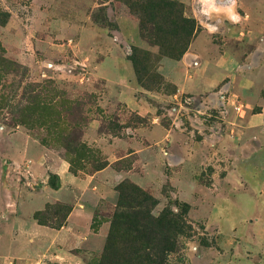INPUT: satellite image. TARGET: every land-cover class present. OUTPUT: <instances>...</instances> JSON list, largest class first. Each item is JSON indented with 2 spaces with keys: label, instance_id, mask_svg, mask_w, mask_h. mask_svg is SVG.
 <instances>
[{
  "label": "rangeland",
  "instance_id": "rangeland-1",
  "mask_svg": "<svg viewBox=\"0 0 264 264\" xmlns=\"http://www.w3.org/2000/svg\"><path fill=\"white\" fill-rule=\"evenodd\" d=\"M161 1L0 0V232L25 216L26 193L61 186L50 170L36 175L38 160L45 157V167L54 160L26 157L32 139L81 178L107 168L97 183L112 185L92 223L105 237L93 251H76L87 264H264V58L248 60L256 49L232 41L240 60L232 77L214 90L179 93L170 73L182 57L170 52L190 47L205 14L187 13L200 0H171L179 5L156 30L151 11ZM212 1L211 17H228L231 35L242 23L237 5ZM187 19L197 25L191 38ZM49 132L58 142L45 145ZM75 133L86 158L64 146ZM120 203L180 221L174 249L163 256L162 244L135 239L120 220ZM72 208L54 201L34 219L38 213L58 229Z\"/></svg>",
  "mask_w": 264,
  "mask_h": 264
},
{
  "label": "crops",
  "instance_id": "crops-1",
  "mask_svg": "<svg viewBox=\"0 0 264 264\" xmlns=\"http://www.w3.org/2000/svg\"><path fill=\"white\" fill-rule=\"evenodd\" d=\"M180 1L190 3V0ZM200 4L199 10L195 11L194 8V11L188 10L187 13L195 18L201 16L202 12L205 14L201 20L202 29L182 59L174 63L170 73V79L182 94L214 90L237 72L240 60L230 49L229 43L232 41L241 45L251 44L256 49L248 54V60L256 62L264 58V0H232L229 3L232 7L237 5L238 12H232L242 22L240 25H232L231 35L225 28L228 17H219L217 21L216 17H211V12L218 4L212 0H200ZM232 7L231 10H234ZM207 25H211L214 30L218 29L219 34L214 35ZM117 94L120 101L126 98L124 92ZM91 132L98 139V125L92 124ZM27 146L26 157L29 153L33 156L42 153L50 161L54 160L48 167L42 166L45 157L38 160L35 165L36 175L45 178L50 170L60 177L61 186L58 189L44 186L41 192L26 193V211L23 212L25 216L21 215L13 222H8L6 230L0 232V264H39L43 258L59 264H87L76 251H93L96 238L100 235L105 237L104 228L97 235L92 230V223L95 208L109 193L107 186L112 185L111 181L106 180L103 184L97 183L106 174L107 168L81 178L70 172L69 163L60 158L56 159L36 140L27 139ZM54 201L73 203L61 229L40 225L34 219L36 212ZM9 224H14V227ZM13 237L19 239L18 242L21 241L22 247L19 251H15L14 246L10 247Z\"/></svg>",
  "mask_w": 264,
  "mask_h": 264
},
{
  "label": "trees",
  "instance_id": "trees-1",
  "mask_svg": "<svg viewBox=\"0 0 264 264\" xmlns=\"http://www.w3.org/2000/svg\"><path fill=\"white\" fill-rule=\"evenodd\" d=\"M178 3L171 0H162L161 3H156L154 7L152 8L153 11H151V15L153 19V24L155 26L156 30H160V25L164 21H168L166 17H163L162 14H167L171 18L172 11L175 10L178 7ZM156 17V18H155ZM187 22L191 23L192 30L190 33V38L192 37L194 31L197 30V25L194 20L187 19ZM171 24L173 26L176 25L175 21H171ZM189 48V44L186 47V49L181 51H176L175 49H172L170 54L172 55L173 59H177L178 57H183L186 53L187 49ZM162 50L163 47H162ZM135 62V60H134ZM139 66L136 63V67ZM49 129V128H48ZM58 136V135H57ZM60 137V135H59ZM48 141L51 143L58 142L57 137H52L51 133L49 132V135L46 139H43V144L49 145ZM72 144V146H71ZM67 149H73L75 153H77V157L84 156L86 158L87 155H85L86 152V145L82 141V136L77 135L76 133L74 136H72L68 143H65L64 145ZM84 160V158H83ZM76 160L71 161V165H75ZM145 202V207L147 209L148 204H146L149 200ZM147 205V206H146ZM141 205L139 203H136V206H134V203H120V207L123 209L122 214H120V220L123 221V223L126 225L127 231H130L133 234V237L135 239L144 240L148 242V244H153L154 241H157L158 243L162 244V248L160 249L161 254H164L168 251H172L174 249V244L176 243L177 237L179 234L183 233V230L181 228L182 224L179 221L173 220V222H165L163 218H155L152 216V214L149 215L146 213V209H143L140 207ZM144 208V207H143ZM116 212L115 217L119 216ZM36 220L42 225H49L47 224V221L41 219L40 214H36ZM119 220V218L117 217ZM63 226V223L57 224L55 228H61ZM111 241V237L109 242ZM149 245V247H150ZM100 264H105L104 260L100 261Z\"/></svg>",
  "mask_w": 264,
  "mask_h": 264
},
{
  "label": "clouds",
  "instance_id": "clouds-1",
  "mask_svg": "<svg viewBox=\"0 0 264 264\" xmlns=\"http://www.w3.org/2000/svg\"><path fill=\"white\" fill-rule=\"evenodd\" d=\"M233 19L235 20L236 18H235V17H233Z\"/></svg>",
  "mask_w": 264,
  "mask_h": 264
}]
</instances>
